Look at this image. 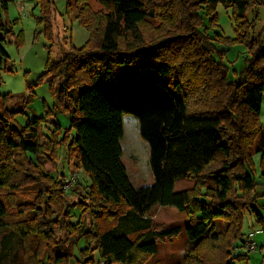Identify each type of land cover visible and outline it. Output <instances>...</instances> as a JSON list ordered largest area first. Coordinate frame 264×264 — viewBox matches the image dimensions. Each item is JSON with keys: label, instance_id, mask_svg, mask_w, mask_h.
<instances>
[{"label": "trees", "instance_id": "trees-1", "mask_svg": "<svg viewBox=\"0 0 264 264\" xmlns=\"http://www.w3.org/2000/svg\"><path fill=\"white\" fill-rule=\"evenodd\" d=\"M13 1L0 0V11ZM35 1L52 36L54 4ZM96 1L98 11L88 0H74L75 20L88 39L80 48L70 44L57 61L48 58L39 79L51 77L52 94L69 117L62 140L53 123L40 145L39 119L18 126L25 106L11 109L14 96L0 95V264L16 238L22 264H68L79 241L84 246L76 264H94L95 253L99 264H151L158 243L177 237L193 245L186 264H232L229 251L243 241L245 212L264 224L254 206L260 184L252 162L260 153L264 177V45L260 35L250 38L257 17L247 19L264 0ZM218 4L232 10L234 39L214 42L206 33L205 22L217 26ZM0 31L1 72L8 59L1 44L13 35L1 17ZM22 41L20 34L15 42ZM233 43L245 44L250 58L229 81L219 46ZM135 74V85L123 80ZM123 115L138 121L152 185L135 189L128 179L120 148ZM57 146L68 169L84 174L80 192L73 191L76 203L68 200L63 174H50ZM183 180L193 185L177 189ZM155 207L172 208L179 220L157 227L147 217ZM75 209L80 215L73 223Z\"/></svg>", "mask_w": 264, "mask_h": 264}, {"label": "rangeland", "instance_id": "rangeland-1", "mask_svg": "<svg viewBox=\"0 0 264 264\" xmlns=\"http://www.w3.org/2000/svg\"><path fill=\"white\" fill-rule=\"evenodd\" d=\"M53 2L56 15L52 16L51 24L53 35L51 36L41 22V7L36 5L35 0H14L6 13L0 11V17L4 24L11 29V36H6L1 46L8 56L6 63L0 72V95L11 94L14 100L8 104L11 109H19L25 106L23 113L16 115L18 126H25L27 121L34 118L39 119V144L43 145L49 139L56 123L60 126L62 140L64 133L69 129V117L63 112L59 102L54 98L50 79L42 76L48 58L54 61L62 58L69 50L70 44L76 48L82 47L87 39L88 33L81 28L75 20L76 8L74 0H69L72 12L67 15V0H49ZM94 11L100 10L96 0L87 2ZM217 26L210 27L208 22L204 23L207 35L214 39L219 37L234 39L236 36L231 14L232 10L228 6L218 4L216 7ZM256 18L255 24L250 30V38L260 39L264 45V7H259L247 14V19L251 22ZM1 34V31H0ZM22 35V44H16V39ZM224 51L223 63L228 70V80L234 81L245 68L246 60L250 58L247 47L243 43H233L230 46H219ZM132 77V76H131ZM125 77L123 80L129 84H136V74L132 79ZM56 86V85H55ZM54 86V87H55ZM30 92V96L28 95ZM29 97V101H28ZM26 101L28 103L26 104ZM260 121L263 126L264 135V94L261 104ZM123 139L120 142L122 151V163L126 169L127 176L135 189L153 184L151 171L149 168V149L139 135L138 121L131 115H123ZM57 148L56 172L50 173L57 178L63 174L64 189L68 195L69 202L76 203L78 198L74 195V190L78 193L84 184L85 177L82 171L67 167L66 153L61 147ZM254 165V178L260 185L257 186L254 196L255 210L264 222V177L260 176V153H254L252 157ZM46 171L50 172L48 164H44ZM74 181L69 184L67 180ZM68 183V184H67ZM193 182L183 180L177 183L179 190L188 189ZM77 209L71 211V222L75 223L79 217ZM172 208L155 207L147 217L160 228L169 227L179 220L175 216ZM264 229L263 223H258L256 215L246 211L243 216L241 234L245 243L254 244L253 251H248L244 243L236 242L230 249V254L235 259L232 264H264V232L257 234L256 231ZM84 246L83 241H79L73 251V259L68 264H76L79 260V250ZM193 245L184 241L182 237L166 239L158 243V254L150 261L151 264H186L184 255L186 251L192 250ZM235 249H237L235 251ZM237 257H240L237 259ZM23 249L21 242L16 238L12 242L9 254L4 258L2 264H22ZM99 256L95 253L94 264H99Z\"/></svg>", "mask_w": 264, "mask_h": 264}, {"label": "built area", "instance_id": "built-area-1", "mask_svg": "<svg viewBox=\"0 0 264 264\" xmlns=\"http://www.w3.org/2000/svg\"><path fill=\"white\" fill-rule=\"evenodd\" d=\"M73 181H74V179H72V180H67V182H70L69 184H71ZM67 184H68V183H67ZM256 233H257V234H262L263 231H262V230H258V231H256ZM245 248H246L248 251H253L254 248H255V246H254V244H252V243H246ZM236 250H237V249H235V251H236Z\"/></svg>", "mask_w": 264, "mask_h": 264}]
</instances>
